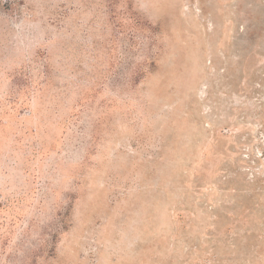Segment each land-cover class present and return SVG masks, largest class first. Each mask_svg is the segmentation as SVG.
I'll list each match as a JSON object with an SVG mask.
<instances>
[{"label":"rangeland","instance_id":"374dc122","mask_svg":"<svg viewBox=\"0 0 264 264\" xmlns=\"http://www.w3.org/2000/svg\"><path fill=\"white\" fill-rule=\"evenodd\" d=\"M0 264H264V0H0Z\"/></svg>","mask_w":264,"mask_h":264}]
</instances>
